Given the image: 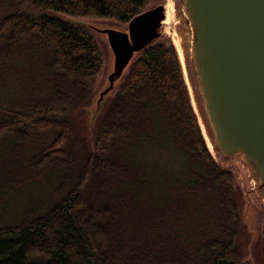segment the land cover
Returning <instances> with one entry per match:
<instances>
[{
	"label": "trees",
	"instance_id": "trees-1",
	"mask_svg": "<svg viewBox=\"0 0 264 264\" xmlns=\"http://www.w3.org/2000/svg\"><path fill=\"white\" fill-rule=\"evenodd\" d=\"M163 1L14 0L0 16V67L38 58L39 69L0 104V264L239 263L241 193L205 142L167 35L135 51L104 95L91 147L69 118L102 55L92 33L46 10L128 23Z\"/></svg>",
	"mask_w": 264,
	"mask_h": 264
},
{
	"label": "water",
	"instance_id": "water-1",
	"mask_svg": "<svg viewBox=\"0 0 264 264\" xmlns=\"http://www.w3.org/2000/svg\"><path fill=\"white\" fill-rule=\"evenodd\" d=\"M179 33L187 49L201 114L215 150L240 153L264 193V0H180ZM160 3L134 15L127 30L102 28L114 54L108 85L114 86L135 51L161 34ZM183 56V57H184Z\"/></svg>",
	"mask_w": 264,
	"mask_h": 264
},
{
	"label": "rangeland",
	"instance_id": "rangeland-1",
	"mask_svg": "<svg viewBox=\"0 0 264 264\" xmlns=\"http://www.w3.org/2000/svg\"><path fill=\"white\" fill-rule=\"evenodd\" d=\"M166 1L167 0H164L163 4H166ZM14 3V0H0V16L7 13L9 11V7ZM179 4L180 0H173L174 18L169 24L163 20L161 26V33L167 35L172 41V44H174L173 33L178 34L180 43L181 41L188 39L186 34L184 35L179 33V26L181 25V7ZM46 12L52 16L69 20L70 22L79 25L83 29L92 33L101 51L102 66L95 87L90 92V94L69 113V118L72 120V124L75 126L77 135L81 138L84 137L85 142L88 144V148V146L91 147V140L95 135L99 115L103 110L102 107L112 96V94H108L103 103L101 101L100 105L97 107V99L99 94L108 85V75L113 71L114 68V54L108 42L107 34L101 31V29L111 27L119 30H127V23H123L115 19L101 17L72 16L56 9H48ZM183 56L184 54L182 53V57ZM182 60L184 63L181 62V65L182 69L185 68L183 69V73L185 74V80L189 89L191 103L197 114L205 142L215 160L224 164L225 167H228L233 172L238 190L241 193L238 210L240 223L235 240V249L239 257L238 264H264V254L262 251L264 193L259 187V179L255 176L250 164L242 154L237 152L231 155H224L221 151L219 152L213 148L203 122L204 118H202L203 116L197 104L196 94L188 77L189 74L186 66L187 63L185 56L182 58ZM25 65L27 68L20 61L13 66V69H10L8 66L0 67V104L7 102L9 103L16 98L23 96L26 87L37 79V72H39V69H36L38 66V58H34L31 65H27L26 63ZM126 71L127 68H125L123 71L124 74ZM18 80H20V82L23 84L21 88H19L17 85ZM121 80L122 77L115 82V87L119 86ZM40 183L45 184L42 181ZM40 188L41 186L38 185L37 190H41Z\"/></svg>",
	"mask_w": 264,
	"mask_h": 264
},
{
	"label": "bare ground",
	"instance_id": "bare-ground-1",
	"mask_svg": "<svg viewBox=\"0 0 264 264\" xmlns=\"http://www.w3.org/2000/svg\"><path fill=\"white\" fill-rule=\"evenodd\" d=\"M165 9H166V15H165V18H164V22L169 24L170 22H172V20L174 18L173 0H167L166 1ZM173 41H174V44H175V46H176V48L178 50L180 60H181L182 63H184L183 60H182L183 57H182V51H181V45H180V38H179L177 33H173ZM183 69H185V68H183Z\"/></svg>",
	"mask_w": 264,
	"mask_h": 264
}]
</instances>
